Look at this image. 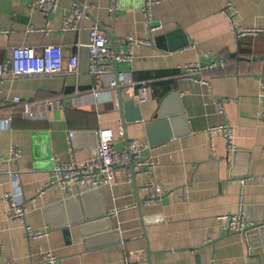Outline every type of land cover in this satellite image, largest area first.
<instances>
[{
    "label": "crops",
    "instance_id": "1",
    "mask_svg": "<svg viewBox=\"0 0 264 264\" xmlns=\"http://www.w3.org/2000/svg\"><path fill=\"white\" fill-rule=\"evenodd\" d=\"M112 1L59 0L45 16L29 10L31 0H0V63L11 47L25 45H61L66 59L77 56L80 63L77 76L0 79V156L7 160L12 146L22 152L17 164H0V264H48V252L58 259L54 264H264V235L257 232L251 244L245 233H228L222 219L242 213L254 226L264 217V35L237 39L222 13L230 3L237 24L264 28V0L153 1L150 24L160 28L152 34L142 0H119L115 13ZM80 5L89 11L83 29L64 31L63 19ZM94 24L126 53L130 37L152 38L153 45L132 46L130 63L118 66L120 77L152 91L149 102H140L121 87L125 129L119 91L110 88L115 70L102 79L100 94H92L86 45ZM219 58L224 66L192 75L184 70ZM219 126L232 129L235 150L222 133L211 137L210 128ZM100 129L114 132L117 149L132 139L151 144V175L135 172L129 179L119 169L114 185L99 191L48 186L52 158L97 157ZM69 132L75 133L71 146ZM9 171L20 172L23 220L4 199L14 189ZM151 183L166 195L148 206ZM26 227L47 234L30 239Z\"/></svg>",
    "mask_w": 264,
    "mask_h": 264
},
{
    "label": "built area",
    "instance_id": "2",
    "mask_svg": "<svg viewBox=\"0 0 264 264\" xmlns=\"http://www.w3.org/2000/svg\"><path fill=\"white\" fill-rule=\"evenodd\" d=\"M158 0H147L144 6V12L147 17V27L149 33L159 29L150 24L149 4ZM59 0H31L29 10L31 12L43 13L45 16L51 15L56 11ZM119 7V0H113L111 4L112 13L116 12ZM222 13L228 19L231 32L237 39L257 37L264 35V28H245L236 22L237 9L230 3L224 4ZM89 11L85 7H77L65 16L62 23V29L66 32L81 31L82 21L88 16ZM31 31H35L30 29ZM45 32H48L45 30ZM128 44L131 46L129 53L124 51H115L107 39L106 33L100 25L94 24L89 30V42L86 45L89 52V74L96 80V86L92 91L94 96H98L102 89V79L111 75L114 70L115 63H125L132 60V46L140 45L147 46L153 45L152 38L147 40H135L133 38L127 39ZM79 58L71 56L65 58V51L63 46L45 45L43 48L37 49L30 46L11 47L8 57L3 63H0V79L4 78H44L53 75H74L77 76L79 72ZM217 65L224 66L225 60L219 58V62L213 66H205L203 64L186 65L184 70L190 75L196 73H203L212 70ZM128 87L136 92L135 97L140 102H149L152 99V91L150 85L146 83H137L132 79H124L120 77L118 80L115 78L110 84V88ZM262 98L264 99V80L261 81ZM19 102V101H16ZM27 106L25 112L31 114ZM264 119V116H263ZM211 137L215 134L222 133L225 139L226 146L229 150H235L233 146V132L228 126H219L217 128H210ZM98 144H97V157L87 161L76 162L73 160L70 163H62L57 158H52L53 162V178L48 183V186L57 185L63 190L68 185H76L78 187H86L89 189H99L104 186H113L116 173L119 169L126 171L128 178L133 177L134 172L150 176L155 169V162L146 153H150L153 148L151 144L140 143L137 140L128 141L123 149L114 147L115 135L110 129H100L97 131ZM75 133L69 132V144L71 146L72 139ZM212 149L214 147L211 144ZM10 155L7 160L0 156V164L4 162L17 164L22 156V152L16 146H12L9 150ZM215 154V152H214ZM216 156V154H215ZM133 164L134 171L130 168ZM129 168L131 170H129ZM12 176L13 191L11 194L4 196L8 202L9 208L13 211L14 217L19 220L25 219L27 210L20 201L23 191L19 186L18 180L20 172H8ZM148 192V197L145 200L146 205H152L153 202L160 200L166 195L163 186L156 184H148L145 187ZM225 221L224 228L228 233L243 234L242 232L247 228L252 227L247 217L242 213L239 215H225L222 217ZM28 238H42L47 233L40 230H34L26 227ZM45 262L54 264L58 262L56 256L50 252L43 254Z\"/></svg>",
    "mask_w": 264,
    "mask_h": 264
},
{
    "label": "water",
    "instance_id": "3",
    "mask_svg": "<svg viewBox=\"0 0 264 264\" xmlns=\"http://www.w3.org/2000/svg\"><path fill=\"white\" fill-rule=\"evenodd\" d=\"M146 3H147V0H142V2L140 3V5H139V7L141 8V7H143L144 8V6L146 5ZM123 4L124 3H122V1H120V6H123ZM80 7H81V5H80ZM82 8V7H81ZM112 48L115 50V51H118V48H117V46H115V45H113L112 44ZM118 66H119V63H115V65H114V70H115V74H116V79L118 80V78H119V70H118ZM118 89V91H119V94H118V97H119V109H120V112H121V114H122V112H123V114H124V108L127 106L126 105V103H124V100H123V98L120 96V93H121V88L120 87H118L117 88ZM123 114H122V125H123V127H124V129H125V118H124V116H123ZM125 115V114H124ZM159 117H163V115H162V113H159V115H158ZM127 142H128V140H127ZM134 167L135 166H133V164H130V168L134 171ZM135 173V172H134ZM100 190V188L99 189H96V191H99ZM257 232H261L263 235H264V217L263 218H261V219H259L258 221H257V223L254 225V226H252V227H250V228H247L246 230H244L242 233H245L246 234V236H247V239L249 240V242L251 243V244H253V242H254V239H255V235H257Z\"/></svg>",
    "mask_w": 264,
    "mask_h": 264
}]
</instances>
